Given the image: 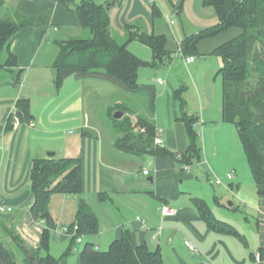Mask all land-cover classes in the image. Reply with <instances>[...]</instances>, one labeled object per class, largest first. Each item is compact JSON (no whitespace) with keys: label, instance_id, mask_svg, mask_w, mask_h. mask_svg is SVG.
I'll use <instances>...</instances> for the list:
<instances>
[{"label":"crops","instance_id":"crops-1","mask_svg":"<svg viewBox=\"0 0 264 264\" xmlns=\"http://www.w3.org/2000/svg\"><path fill=\"white\" fill-rule=\"evenodd\" d=\"M25 1L8 0L0 11L4 12L2 18L15 12L39 16L51 8L54 10L46 31L39 26L27 28L16 41L19 66L24 70L23 78L28 73L27 82L23 81L21 89L10 79L0 83V199L15 212L5 222L0 221V230L4 231L5 226L13 228L27 248H39L45 224L34 220L30 212L34 203L31 170L34 160L50 158L48 154L54 152L53 158L56 159H80L84 183L83 191L78 195L53 196L52 200L58 199L63 213L56 214L52 210L57 229L69 220L71 222L67 226L75 222L80 202L84 201L98 217L101 227L99 242L104 246L103 250L98 248L101 251L107 250L128 230L134 246L145 245L152 250H160L163 264H264V185L256 184L249 167L252 182L241 171L237 161L229 156L232 155L229 150H234L237 144L239 133L234 124L223 118V80L222 101L218 100L216 87V77L224 63L214 52L241 35L242 31L231 28L203 39L193 54H185L181 47L184 40L215 26L219 21L216 14L214 22L204 25L206 21H201L204 23L202 29L188 33L190 31L183 25L182 29L174 26L177 13L170 2L168 13L161 10L157 0H114L120 5V13L124 8L123 21L120 22L117 17L111 19L116 38L124 40L130 28L165 35L168 39L166 53L158 60V65L144 66L139 71V83L145 73L147 75L143 80L147 78L159 85V88L155 84L147 85L155 88L154 103L151 106L146 94L143 109H136L131 116L134 121L140 116L152 122L156 138L163 140L160 147L169 153L134 156L118 151L114 129L113 138H109L111 135L105 138L96 119L90 111H86L85 89L97 91L102 88L99 86L101 81L105 80L72 76L65 79L59 88L56 86L53 65L58 48L46 63L50 67L53 84L48 89V95L41 97L39 111H35L33 93L40 90L44 76L42 66H37L38 58L43 45L47 44L50 28L57 32L63 26L79 28L81 24L58 1L54 6L52 0H33L30 2L33 11L23 7ZM203 1L198 2L201 9L197 8L196 18L204 15L200 10L208 8ZM154 5L160 10V16L156 18L153 15ZM120 26L125 28L124 36L117 31ZM146 47L150 54L136 46L129 50L141 60L153 62L154 53ZM210 56L216 57L211 64L208 60ZM190 57L195 61L187 63L186 58ZM147 67L157 68L156 73L144 72L143 68ZM162 67L165 68V79L161 77ZM0 74L5 72L0 71ZM158 79H162L163 83H159ZM210 80H213L215 88L208 87ZM5 87L12 92H5ZM22 99L29 102L31 118L28 122L20 121L17 114L16 105ZM184 115L198 119L195 129L200 136L201 158L190 165L177 159V156L179 158L180 154L186 153L190 145L186 125L182 121ZM145 169L150 172L149 175H144ZM229 174H234L231 181L227 177ZM218 176H224L229 188L226 186L223 191L214 192L212 187L216 185ZM245 180L251 185V195L246 193ZM224 198H237V202L233 201L228 210H223ZM195 199L204 200L214 218L226 223L241 236L212 230L201 218ZM165 205L175 209L176 216L164 217L162 209ZM239 226H242L241 232L236 228ZM98 235L83 236V242L93 243V238ZM60 236L68 238V235ZM185 241H190L198 251H192ZM50 253L56 257L52 250ZM81 253L76 256V264L81 263ZM60 264H69L68 259L63 258Z\"/></svg>","mask_w":264,"mask_h":264},{"label":"trees","instance_id":"trees-1","mask_svg":"<svg viewBox=\"0 0 264 264\" xmlns=\"http://www.w3.org/2000/svg\"><path fill=\"white\" fill-rule=\"evenodd\" d=\"M57 1L79 19L81 27L89 31V36L55 41L58 48L53 65L56 86L59 88L65 79L72 76L97 78L129 93L147 94L152 106L156 96L155 88L139 84V71L144 66L158 65V60L166 53L167 37L129 28L126 38L121 41L113 34L108 7L98 4L95 0ZM185 1L169 0L177 14L183 11ZM5 4L6 0H0V11ZM203 4L214 9L219 21L215 26L184 40L182 51L185 54H193L203 39L231 28L242 31L241 35L214 52L224 63L218 72L224 88L223 118L237 127L255 182L257 185H264V0H204ZM153 15L155 18L160 16L156 5ZM51 17L50 12L39 16L15 12L11 16L0 17V71L4 70V75H10L7 79L14 85L23 83L24 70L19 66L15 50L20 33L27 28L38 26L46 31L50 27ZM133 41L150 47L154 53V61H143L130 52L128 45ZM117 109L125 115L113 123L118 151L134 156L169 153L155 145L156 129L152 122L137 116V125L134 126L131 115L135 111H130L122 105ZM127 113L129 115H126ZM17 114L22 120L29 121L31 117L27 100L22 99L17 103ZM197 120L186 115L182 118L190 145L186 153L180 154L177 159L186 165L198 162L201 158L200 136L195 129ZM121 131L126 132L123 138L119 134ZM31 182L34 203L30 212L34 220L45 224L40 246L37 249L27 248L21 236L13 228L5 226V232L19 249L22 261L20 263L9 244L0 239V264H60L61 259L50 253L52 233L57 230V223L50 213V202L56 194L82 193V163L80 159L73 158L36 159L32 165ZM194 201L201 218L212 230L241 236L235 229L214 218L204 200ZM5 220L0 218L1 222ZM99 226L97 215L87 203L81 201L75 222L63 227L69 228V232L62 235L72 236L74 245L81 236L83 238L99 234ZM70 249L71 247L65 256H68ZM31 258H35L34 263ZM80 259V264H163L160 250H152L145 245L134 246L128 230H125L121 239L113 242L106 251H101L93 243L87 242Z\"/></svg>","mask_w":264,"mask_h":264},{"label":"rangeland","instance_id":"rangeland-1","mask_svg":"<svg viewBox=\"0 0 264 264\" xmlns=\"http://www.w3.org/2000/svg\"><path fill=\"white\" fill-rule=\"evenodd\" d=\"M9 1H12V0H9ZM31 1H33V0H26L25 4H23V7H28V8H30L31 11H33V7L31 6L32 4L30 3ZM52 1H54L53 5L55 6L57 0L56 1L52 0ZM95 1L98 4H100V5L108 7V12H109L110 18L112 20H114L115 17H117V18L120 19V22L123 21L122 18L124 17L123 16L124 15V13H123L124 12L123 11L124 8L121 10V13H120V5L115 4L114 0H95ZM199 1L200 0H186L184 8H183L184 11L181 13V15H178V14L175 15V19H174L175 25L174 26H177L178 28L182 29V25H183V27H185V29L187 31H190L188 33H191V32H193L196 29H200V28L202 29V27H203L202 24H204V23H206L204 25H208L209 22L210 23L214 22L215 21V13H214V11H211V10H213L211 8L200 10L201 12H204V15L202 17H199V15H198V17L196 18L195 14H198L197 8L201 9L200 5L198 6V2ZM7 3H8V0H6V4ZM157 3L160 5L161 10L167 11L169 13L170 4H169L168 0H157ZM108 4H112V6L109 7V6H107ZM195 4L197 6H195ZM25 9H27V8H25ZM53 10H54V8H51L50 10H47V11L52 13ZM19 11H21V10L19 9ZM3 13H4L3 11H2V13H0V17H4ZM26 15H28V14L26 13ZM213 15H214V17H211ZM28 16H36V15H28ZM201 21H206V22L201 23ZM124 30H125V28L120 26L117 31H119V33H121L122 36H124V34H125ZM88 36H89V31L85 30V29H83L81 27H79V28L78 27L67 28V27L63 26L57 32L54 31L53 28H50L49 38L47 39L48 41H46L47 44L43 45V48H42V50L40 52V56L38 58V65L37 66H42L41 73H44V76L42 78V82H41V85H40L41 88L39 87L40 90L35 91L33 93L34 103L36 102V105H35V111L36 112H38L39 108H41V104H40L41 97H45V96L48 95V89L53 84L52 83L53 77H52V75H49L50 67L46 63L48 62V60L50 61L51 56L54 55L56 53V51H57V47H56L55 41L56 40H63V39H70V38H85V37H88ZM120 40H121V38H120ZM129 46H130V48H129L130 50H131L132 47L136 46L138 48H141L142 50H147L148 54L151 53V51L146 46L142 45V43H140L139 41H133V42L130 43ZM200 58L201 57L199 56V59ZM201 60H202V58H201ZM208 60L210 61V64H211V63L215 62L216 57L215 56L214 57L210 56V57H208ZM41 64H43V65H41ZM34 69H37V68H34ZM143 70H145L144 72L154 73L155 74L157 68H155V67H147V68H143ZM162 70H163V73H161V77L165 79V77H166V73L164 71L165 68L162 67ZM209 74H210V72H209ZM27 75H28V73L26 72L25 77L23 78L24 82H27V79H26ZM145 75H147V74L144 73V75H142V78L145 77ZM8 77L10 78V75H1L0 74V83L4 82ZM142 78L140 79V83L139 84H141V85L142 84H144V85H149V84H151V85L153 84L154 85L155 84L159 88V85H158V83H156V81L153 83L152 80H147V78H146V80H143ZM216 80H217L216 87H217V90H218V93H219V99L218 100H221L220 99V97L222 98V96H221V94H222V92H221V88H222V81H221L222 78H221V76L218 75L216 77ZM31 81H36V80L35 79H33V80L31 79ZM101 82L102 83L99 86H102V88L101 87H100V89L98 88L99 90H97V91L96 90H92L91 88L90 89L89 88H86V89L84 88L85 89V96H86L85 97L86 98L85 107H86V111H90L91 112L92 117H94L96 119L97 124H99L100 127L102 128L101 131H102L104 137L107 138L109 135H111L109 138H113L114 132L112 130L113 129L112 127H113V123H115V121L117 120V119H115V114L119 111L118 110V111L114 112V109H117L118 105L126 106V107H128L130 109V111L131 110L135 111L136 109H143L144 104H146V101L144 99L146 94L137 95V94L129 93V92L124 91L123 89H121V88H119V87H117V86H115V85H113V84H111L109 82H105V81H101ZM210 82H211V84H208V87L215 88V84H214L213 80H210ZM29 83L32 86L35 85L34 82H29ZM17 87L21 89L22 85H18ZM18 88L15 87V90H17ZM4 90H5V92H12V89H9L7 87H5ZM181 93L183 94V95L182 94L181 95L184 97V95H185L184 91H182ZM190 95H192V94H190ZM108 106H110V107L108 108ZM16 108H17V105H16ZM111 108H113V109L110 111ZM19 120L20 121H25L24 119L22 120L21 117H19ZM136 123L137 122L134 121L133 125L136 126L137 125ZM125 133H126L125 131H121L119 133L120 137L123 138L124 135H126ZM229 151H230V153L232 152L231 153L232 155L229 154V156H231V158H233V160L235 159L237 161V163H238L237 165L239 167H241V171L245 175L249 176L251 178V180H252L253 179L251 177L252 175L249 172L250 171L249 164H248V161H247V158H246L245 151L243 150V145H242V143H241V141L239 139V136H238L237 144L234 147V150H229ZM230 175L234 176V174H230ZM224 176H218L215 179V180H217V179L222 180V184L221 185H217V184L214 185L212 187L213 188L212 190H214V192L215 191L219 192V190L223 191L224 187H226L228 185V182L224 178ZM245 182H246L245 183V185H246V189H245L246 193L248 195H251L252 192H253L252 188H251V185L247 184L246 180H245ZM252 182H253V180H252ZM224 199L225 200L223 201V204H224L223 210H226L228 207H231L233 201H235V203L237 202V198H235V200H233V199L227 200L228 198H224ZM51 202H52V204H50L51 216L53 217L52 210L54 211V213L62 215L63 213H62V210L60 208V203H59L58 199H54V200L51 199ZM11 215H15L14 209H13V213H11ZM119 215L120 214H118V217H119ZM54 218H55V215H54ZM70 222L71 221L69 220L68 222H64L65 224H62V225L60 224V226L58 227L59 229H57L56 233L55 232L52 233L51 243L54 242V244L50 243V246L52 245L51 248H50V251L52 250V253L54 255H56V257L61 259V260L63 258L66 259V260L68 259L69 264H76L77 263L76 262L77 261V257L76 256H78L79 253H81L80 251L82 250V248L85 247L87 242L85 241L82 244L74 243V245H73L72 241H71V237L72 236H68V238H66V239H64L62 236H60V234L61 235L63 234V232H62L63 227L67 226L66 224H68ZM236 228L240 232L242 231V226H239V227H236ZM3 230L4 231L0 230V239L4 243L9 244L10 249H12L14 251V253H15L14 254L15 257L17 256V259L21 263L22 255L19 252V249L16 246H14V244H13L14 242L8 236L7 232H5V229H3ZM100 231H101V227L99 226V235L97 234L98 237L93 238V239H95L93 243L95 244L96 248H100L101 250H103L104 246H101V244L99 242L100 238H101V236H100L101 232ZM81 238H82V236H81ZM82 240H83V238H82ZM62 243H64V244H62ZM70 247H71L70 253L68 254V256H65L66 252L69 250ZM108 249L109 248H107V250ZM62 250H63V252H62Z\"/></svg>","mask_w":264,"mask_h":264},{"label":"built area","instance_id":"built-area-1","mask_svg":"<svg viewBox=\"0 0 264 264\" xmlns=\"http://www.w3.org/2000/svg\"><path fill=\"white\" fill-rule=\"evenodd\" d=\"M194 61H195V58H193V57L186 58V62L187 63H192ZM158 82L159 83H163L162 79H158ZM155 144H156V146L160 147L163 144V140H161L160 138H156L155 139ZM143 173H144V175H149L150 172L147 169H145ZM227 177H228L229 181L234 178V176H232L230 174ZM216 184L217 185H221L222 184V180L217 179L216 180ZM0 213H2V214H11V213H13V208L8 206L2 199H0ZM162 213H163L164 217H174V216H176L177 211L175 209L165 205V206H163ZM77 230H78V226L75 227V231H77ZM62 232H63V234H66L67 232H69V229L67 227L63 228ZM77 242L78 243H82L83 242L82 238H78ZM185 245L187 247H189L194 252L198 251L196 249V247L190 241H185Z\"/></svg>","mask_w":264,"mask_h":264},{"label":"water","instance_id":"water-1","mask_svg":"<svg viewBox=\"0 0 264 264\" xmlns=\"http://www.w3.org/2000/svg\"><path fill=\"white\" fill-rule=\"evenodd\" d=\"M123 117H124V113L121 112V111H118V112L115 114V119H117V120H120V119H122ZM48 156H49L50 158H53V157H55V153H54V152L49 153ZM150 180L153 181L152 178H151ZM10 217H11L10 214H2V213H0V218H3V219H9ZM31 261L34 263V262H35V258H31Z\"/></svg>","mask_w":264,"mask_h":264}]
</instances>
